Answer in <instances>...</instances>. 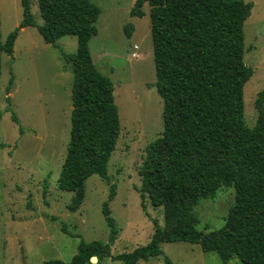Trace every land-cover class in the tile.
Here are the masks:
<instances>
[{
    "label": "trees",
    "instance_id": "trees-1",
    "mask_svg": "<svg viewBox=\"0 0 264 264\" xmlns=\"http://www.w3.org/2000/svg\"><path fill=\"white\" fill-rule=\"evenodd\" d=\"M36 3L42 24L31 13V0H20L22 21L5 42L0 32V69L2 55L12 57L18 33L26 27L35 28L52 46L62 37H76V53L61 52L72 66V109L66 155L56 182L59 191L73 194L67 208L76 212L84 202L88 178L109 180L108 163L120 135L114 85L97 70L89 50L100 9L92 0ZM144 6L149 8L163 130L146 147L138 192L143 210L146 199L153 208L163 209V226L154 222L147 246L112 257L110 247L118 231L105 202L102 215L110 230L108 243L82 241L70 262L43 264H89L91 257L97 264L103 257L138 264L160 258L161 244L177 242L215 253L222 264L233 258L242 264H264V91L254 103L257 119L252 128L244 120L243 100L244 86L253 75L244 62L243 29L253 5L244 0H136L131 17L142 18ZM126 30L130 37L132 28ZM11 84L12 79L6 94ZM11 120L18 123L13 112ZM221 187L235 192L225 224L209 233L199 231L194 208ZM114 196L111 185L108 201ZM60 228L68 233L64 223ZM164 264L172 263L165 258Z\"/></svg>",
    "mask_w": 264,
    "mask_h": 264
},
{
    "label": "rangeland",
    "instance_id": "rangeland-1",
    "mask_svg": "<svg viewBox=\"0 0 264 264\" xmlns=\"http://www.w3.org/2000/svg\"><path fill=\"white\" fill-rule=\"evenodd\" d=\"M135 1L92 0L100 15L97 35L89 42L90 55L97 70L114 85L120 135L108 163L109 180L97 175L88 178L84 202L76 212L67 208L73 194L59 191L56 182L66 155L72 109V66L61 52L76 53L77 39L65 36L52 46L35 28L26 27L18 33L12 57L2 55L0 264L68 263L82 241L107 244L110 230L102 215L105 202L118 231L110 247L112 257L147 246L154 222L163 226V209L153 208L146 199L143 210L138 192V170L146 147L162 134L163 102L155 89L149 8L143 7L142 18L131 17ZM244 2L253 5L243 29L244 62L253 71L243 90L244 120L252 128L257 119L254 103L264 91V0ZM31 13L42 24L36 0H31ZM21 21L20 0H0L2 42ZM12 112L17 124L11 120ZM111 185H115V196L108 201ZM234 195L232 187H221L211 198L201 200L194 208L196 228L204 233L221 229ZM60 223L66 225L67 234ZM160 248V258L138 264H164L165 258L172 264H222L215 253H203L198 245L177 242ZM98 264L123 263L103 257ZM229 264L242 263L233 258Z\"/></svg>",
    "mask_w": 264,
    "mask_h": 264
},
{
    "label": "water",
    "instance_id": "water-1",
    "mask_svg": "<svg viewBox=\"0 0 264 264\" xmlns=\"http://www.w3.org/2000/svg\"><path fill=\"white\" fill-rule=\"evenodd\" d=\"M97 258L96 257H91L90 258V263H97Z\"/></svg>",
    "mask_w": 264,
    "mask_h": 264
}]
</instances>
